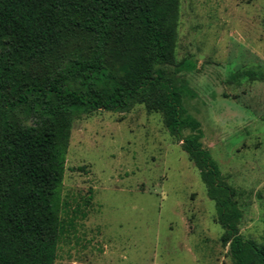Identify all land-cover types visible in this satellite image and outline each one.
<instances>
[{"label":"rangeland","instance_id":"rangeland-1","mask_svg":"<svg viewBox=\"0 0 264 264\" xmlns=\"http://www.w3.org/2000/svg\"><path fill=\"white\" fill-rule=\"evenodd\" d=\"M185 57L196 61L195 71L167 69L200 122V141L221 180L237 191L239 234L260 244L264 79L244 73L264 76V0H180L175 60ZM62 182L70 208L89 189L93 196L87 216L59 243L54 264H232L198 169L161 113L142 103L75 118Z\"/></svg>","mask_w":264,"mask_h":264},{"label":"trees","instance_id":"trees-1","mask_svg":"<svg viewBox=\"0 0 264 264\" xmlns=\"http://www.w3.org/2000/svg\"><path fill=\"white\" fill-rule=\"evenodd\" d=\"M179 2L0 0V264H54L93 196L73 208L62 197L72 121L136 103L161 113L198 169L232 264H264V233L260 244L239 234L237 191L221 180L170 76L196 69L193 58L175 60Z\"/></svg>","mask_w":264,"mask_h":264}]
</instances>
